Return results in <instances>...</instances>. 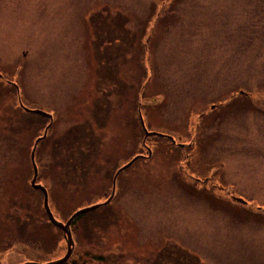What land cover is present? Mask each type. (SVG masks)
<instances>
[{
	"label": "rangeland",
	"instance_id": "obj_1",
	"mask_svg": "<svg viewBox=\"0 0 264 264\" xmlns=\"http://www.w3.org/2000/svg\"><path fill=\"white\" fill-rule=\"evenodd\" d=\"M46 129L60 222L144 156L67 264H264V0H0V264L67 253Z\"/></svg>",
	"mask_w": 264,
	"mask_h": 264
},
{
	"label": "water",
	"instance_id": "obj_2",
	"mask_svg": "<svg viewBox=\"0 0 264 264\" xmlns=\"http://www.w3.org/2000/svg\"><path fill=\"white\" fill-rule=\"evenodd\" d=\"M24 110L28 113H33V114H38V115H41V116H44V117H48V118H52L51 115L43 112V111H40V110H30V109H27V108H24ZM140 122H141V125H142V128L145 132V136L146 137H149V136H161V137H168L170 138L173 142H175L173 140V138L169 137V136H165V135H162V134H158V133H155V132H148V130L146 129V126H145V123H144V120H143V117H142V114L140 113ZM47 130L45 131L44 133V136H42L41 138L37 139L36 143H35V146L32 150V154H31V159H32V164H33V169H34V177L32 179V182H31V186L33 189L35 190H39L43 193L44 195V209H45V212L47 214V217L50 221V223L55 226L56 228L60 229L63 234H64V237L66 238V242H67V253L66 255L62 258V259H59L55 262H51V263H48V264H65L69 261V259L71 258L72 256V253H73V248H74V240H73V237H72V232H71V225L72 223L78 218L80 217L81 215H84V214H87V213H90L92 211H95L97 209H99L100 207L102 206H106L108 205L114 195H115V184H116V179H117V176L119 175V173H121L123 170L129 168L139 157H135L131 162H129L127 165H125L123 168H121L115 178H114V181H113V191H112V195L111 197L103 204H97V205H94V206H90V207H87V208H83V209H80L78 210L77 212H75L69 219L66 223H62L60 221H58L51 209H50V206H49V197H48V192L47 190L41 186L40 184H37L36 181H37V177H38V169H37V165L35 163V152H36V149H37V145L38 143L43 140L46 135H47ZM151 156V151H149V157ZM237 201L239 202H243L244 201L242 199H236ZM24 264H39V263H24Z\"/></svg>",
	"mask_w": 264,
	"mask_h": 264
},
{
	"label": "trees",
	"instance_id": "obj_3",
	"mask_svg": "<svg viewBox=\"0 0 264 264\" xmlns=\"http://www.w3.org/2000/svg\"><path fill=\"white\" fill-rule=\"evenodd\" d=\"M79 219V218H78ZM49 221V220H48ZM75 223V222H74ZM76 262V261H75Z\"/></svg>",
	"mask_w": 264,
	"mask_h": 264
}]
</instances>
